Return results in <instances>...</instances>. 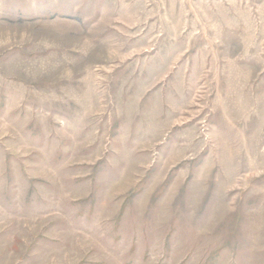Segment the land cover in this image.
<instances>
[{"label":"rangeland","instance_id":"1","mask_svg":"<svg viewBox=\"0 0 264 264\" xmlns=\"http://www.w3.org/2000/svg\"><path fill=\"white\" fill-rule=\"evenodd\" d=\"M0 264H264V0H0Z\"/></svg>","mask_w":264,"mask_h":264}]
</instances>
